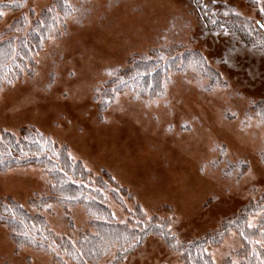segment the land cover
Wrapping results in <instances>:
<instances>
[{"label": "rangeland", "instance_id": "374dc122", "mask_svg": "<svg viewBox=\"0 0 264 264\" xmlns=\"http://www.w3.org/2000/svg\"><path fill=\"white\" fill-rule=\"evenodd\" d=\"M262 1L201 0L206 11L200 13L193 0H63L71 10L61 14L63 26L20 79L0 90V133L33 128L65 146L93 176L110 175L125 190L121 200L105 195L114 223H127L138 206L142 219L164 222L176 243L217 230L264 197V46L246 44L229 21L212 20L230 14L254 19ZM53 5L59 6L25 0L18 11L3 13L0 32ZM223 9L228 12L221 15ZM163 49L164 59L178 55L176 66L186 62V68L161 78L160 93L120 91L110 83L130 60ZM193 52L214 76L181 58ZM47 186L39 168L0 172V199L43 215L58 236L74 239L86 231L89 218L79 206L68 213L54 203L40 211L28 206L29 199L47 194ZM257 220L249 218L248 226ZM240 247L229 233L206 252L213 264H239ZM0 264L55 263L30 248L16 249L0 225ZM118 264L183 263L159 236L149 235Z\"/></svg>", "mask_w": 264, "mask_h": 264}, {"label": "trees", "instance_id": "16d2710c", "mask_svg": "<svg viewBox=\"0 0 264 264\" xmlns=\"http://www.w3.org/2000/svg\"><path fill=\"white\" fill-rule=\"evenodd\" d=\"M24 1L0 0V13L18 11ZM193 1L200 13L206 11L201 0ZM55 3H58V8L53 5L37 17L33 13L29 18L21 16L0 32V90L20 79L44 41L57 34L58 28L63 26L61 14L67 16L71 12L70 7L63 0H55ZM247 4L258 6L259 2L247 0ZM261 6L254 19L230 14L227 19L212 20V23L229 21L227 27L246 44L264 46V1ZM226 12L223 9L220 14ZM255 19L258 20L256 23ZM166 54L167 50L163 49L135 57L129 61L128 67L116 73L110 83L114 82V88L120 91L141 88L160 93L164 83L161 78L165 79L168 72L186 68V62L176 66L178 55L171 57L169 54L170 58L164 59ZM181 58L185 61L190 59L194 69L203 76H214L211 71L207 74L204 60L197 52L185 53ZM260 105L264 110V103ZM18 167L39 168L48 179L47 194L29 199V207L40 211L54 203L68 213L69 208L79 206L89 218V223L88 229L74 239L58 236L43 215L30 212L9 197L0 199V225L7 230L16 249L26 247L49 255L55 264H93L108 257H112L108 264H118L149 235H156L166 247L180 255L183 264H213L206 248L217 245L227 234L234 233L241 244L236 253L240 257L239 264H264V197L250 202L233 217L224 219L217 230L188 243H176L164 222L155 218L149 221L142 219L138 206L127 223H114L105 206V195L119 200L125 190L117 189L116 183L105 172L93 176L80 161L69 156L65 146H58L33 128H22L16 134L0 133V172ZM255 215H258V220L250 228L248 220ZM223 264L234 263L228 259Z\"/></svg>", "mask_w": 264, "mask_h": 264}, {"label": "snow or ice", "instance_id": "6c2138e0", "mask_svg": "<svg viewBox=\"0 0 264 264\" xmlns=\"http://www.w3.org/2000/svg\"><path fill=\"white\" fill-rule=\"evenodd\" d=\"M0 15H2V13H0ZM251 226V225H250Z\"/></svg>", "mask_w": 264, "mask_h": 264}]
</instances>
